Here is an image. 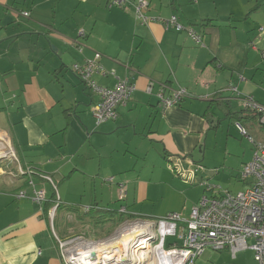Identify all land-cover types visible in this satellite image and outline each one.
<instances>
[{"label":"crops","instance_id":"0c3cea01","mask_svg":"<svg viewBox=\"0 0 264 264\" xmlns=\"http://www.w3.org/2000/svg\"><path fill=\"white\" fill-rule=\"evenodd\" d=\"M147 1L149 15H177L204 46L159 22L140 25L131 6L109 8L107 0H0V146L23 168L50 175L61 199L55 226L46 214L50 185L33 177L47 191L40 210L15 199L21 189L30 193L27 177L0 168V264H63L52 229L60 239L87 230L94 222L79 217L84 206L118 212L124 205L123 216L146 219L179 212L186 220L205 194L200 179L218 186L232 177L223 181L231 192L246 187L237 177L253 146L236 123L260 141L264 127L225 89L234 86L264 105V0ZM79 29L81 52L71 44ZM94 52L135 87L117 118L98 126L91 112L98 96L70 70ZM94 78L101 86L114 83ZM162 85L191 96L163 109L155 95ZM236 133L250 144L240 156L229 137ZM196 165L197 182L189 183L181 174L190 176ZM110 177L126 184L124 200ZM195 263L252 264V253L233 258L228 250H206Z\"/></svg>","mask_w":264,"mask_h":264},{"label":"built area","instance_id":"2783aa9c","mask_svg":"<svg viewBox=\"0 0 264 264\" xmlns=\"http://www.w3.org/2000/svg\"><path fill=\"white\" fill-rule=\"evenodd\" d=\"M107 6L122 9L131 6L134 18L140 25L159 22L166 30L186 32L196 44L204 46L202 35L192 26H184L177 15L171 14L167 18L149 15L150 4L147 0H107ZM20 16L28 18L29 12L22 11ZM263 29L264 26L259 28L260 31ZM84 37V30L79 29L76 37L71 40V44L79 52L83 49L79 39ZM101 58L102 55L99 52H94L92 57L86 58L82 63H73L70 66L71 72L84 86L92 94L98 96V101L91 107L96 126L109 120H115L118 116L117 108L127 103L135 89L134 84L127 77H120L114 68H104ZM96 75L114 78L113 85L110 87L99 85L94 78ZM225 90L235 93L236 97H239L242 109L255 114L259 123L264 125V105L250 95L239 93L234 86L230 85ZM147 91L151 92V85H148ZM155 95L163 109L175 107L183 99L191 96L184 87L168 89L165 85H162ZM236 127L239 134L246 137L253 146L251 160L241 167L237 177L240 182L246 183V187L241 191L231 192L210 184L206 179H200L199 185L204 188L205 194L192 207L188 219L183 220L179 212L167 213L159 219L128 217L125 223H133L135 227L144 226L153 233L134 244V252L138 251L136 255L138 264H196V260L206 250H228L233 258L240 252L251 251L252 264H264V141L254 139L239 123H236ZM10 152L16 166L14 170L7 172L8 175L26 176V185L30 189V193L25 189L17 191L14 195L15 199H29L37 204L40 210H43V204L48 200L47 191L45 188L37 187L33 177L38 176L50 185L53 192L54 198L46 212L52 224L61 204L57 183L48 174H40L30 168H23L14 153ZM3 157L5 156L0 157V160ZM201 168V165H196L193 174L187 177L184 174L181 175L189 183H196L194 173ZM107 182H115L118 187V199L124 200L127 192L126 184L117 181L115 177L108 178ZM91 208L92 206H84L82 211L85 213ZM118 212L124 215L125 206H120ZM183 222L184 224H181ZM52 232L63 264H104V261L99 262L98 254L89 246L107 244L106 248L108 244L110 246L114 242L108 241L110 238L102 242L95 241L84 234L60 239L53 229ZM169 238H175V240L165 247V242H168ZM110 250L112 249L108 248L105 251ZM102 256H105L103 258L110 257L109 260L113 259V261L119 259V256H115V252L112 251ZM110 264H115V262Z\"/></svg>","mask_w":264,"mask_h":264},{"label":"rangeland","instance_id":"374dc122","mask_svg":"<svg viewBox=\"0 0 264 264\" xmlns=\"http://www.w3.org/2000/svg\"><path fill=\"white\" fill-rule=\"evenodd\" d=\"M255 126L256 127H259L258 124H255ZM262 127H264V126H262ZM229 137L231 139H235L232 148L234 149V151H235L234 153L237 156H240L243 153V151L245 150L246 147L250 148V144L247 142V140L244 139V138L239 137V135L237 133L235 134V136L230 135ZM10 151L11 150L8 147L5 148V147H1L0 146V152H1L0 153V157H2L1 156L2 154H3V156H5V157H3V159L0 160V168H4V169L6 168V171H12L13 170V167L16 164V162L13 159L12 153ZM7 163H8V165H7ZM6 165H7V167H6ZM230 180L233 181L234 179L232 177L227 178V179H223L224 182H227V181H230ZM223 181L222 182L219 181L220 183H218V186L221 189H229V188H231V186H227L225 183H223ZM232 188L230 190H233ZM58 216H60V214H58ZM115 218L116 219H114V221L107 222L106 224H102V225L101 224L100 225L99 224H92V225H90L87 228V230L86 229H82V228H81L82 230H74L73 232H71V234L73 233L74 235H72V236H75V235H78V234H82L83 233L84 235L90 237L91 239H93L95 241H101L102 242V241H106L107 239L110 238V240H108V241H110V242H113V241L116 242L118 240H121V239L125 238V236L123 235V232L129 231L131 229L132 230H134V229L136 230L138 228L137 226L135 227V225L133 223H131V224L125 223V221L127 220V218H125V217H123V220L121 222L118 221L117 217H115ZM57 221L58 220L55 221V226L57 224ZM68 226H71V224L68 223V219H67L66 220V227L68 228ZM67 228H65V229L67 230ZM56 230H57V228H56ZM136 232H138V231H136ZM152 234H153L152 232H149L148 236H150ZM67 235H69V234H67ZM72 236H69V237H72ZM135 236H137V237H135V239L132 241V244H131L132 245V248L134 247V244H136V243L139 242L140 239H145L144 237L139 238L140 237L139 232L137 234H135ZM173 240H175V238H169L167 241L168 242H171ZM114 242L112 244H117V243H114ZM105 245H107V244H104L102 246L101 245H98V249L100 247L104 248ZM110 246L108 244L107 247H110ZM118 249L120 250V248H118ZM131 250H132V253L136 257V259L133 260L134 262H130V260H129L130 257H133L132 255H130L131 254V251H130V254H129V252H126V250H125V252L124 251H121L119 253L117 251L118 253L117 252L116 253L118 254V256L119 255L120 256L121 255L124 256V258H126V261L130 262L131 264H138V262H136L137 261V256L136 255H138V251L134 252L133 249H131Z\"/></svg>","mask_w":264,"mask_h":264},{"label":"bare ground","instance_id":"6f19581e","mask_svg":"<svg viewBox=\"0 0 264 264\" xmlns=\"http://www.w3.org/2000/svg\"><path fill=\"white\" fill-rule=\"evenodd\" d=\"M137 227L138 228L136 230L133 228L134 230L131 229L129 231L123 232V235L125 236V238L114 242L117 244H111L110 247H106V248L112 249L110 251L115 252V256L118 255L117 254L118 252L120 253L121 251H124V249L126 250V252H129V254L131 251L130 255H132L133 257H130L129 260H130V262H134L133 260H135L136 257L132 253L131 249H133V248H132L131 244H132V241L135 239V237H137V236H135V234H137L139 232V234H140L139 238H141V237L146 238L145 236L149 234L148 228H146L144 226H137ZM136 231H138V232H136ZM89 248H91L95 253L98 254L99 262L104 261V264H110L111 262H115V264H131L130 262L126 261V258H124V256H122V255L121 256L119 255V259L115 260V261H113V259L109 260L110 259L109 257L103 258V257H105V256H102L103 254L105 255V254L110 252V251H105V249H106L105 247L104 248L100 247L98 249V246L93 247V245H90ZM113 248L114 249L116 248V249L114 250ZM118 248H120V250ZM105 259H108L109 261H106Z\"/></svg>","mask_w":264,"mask_h":264},{"label":"trees","instance_id":"16d2710c","mask_svg":"<svg viewBox=\"0 0 264 264\" xmlns=\"http://www.w3.org/2000/svg\"><path fill=\"white\" fill-rule=\"evenodd\" d=\"M244 111L253 115L254 117H256L255 114L250 113L246 110H244ZM262 126H264V125H262ZM79 217L82 218V220H84L86 218L92 219L94 224H99V225L114 221V219H116L115 217H117L118 221H120V222L123 220V217L128 218V217L123 216L122 214L118 213L115 210L98 209V208H96V206L95 207L92 206V208L89 211L85 212L84 214H82ZM170 244H171L170 242H165V247H168Z\"/></svg>","mask_w":264,"mask_h":264}]
</instances>
